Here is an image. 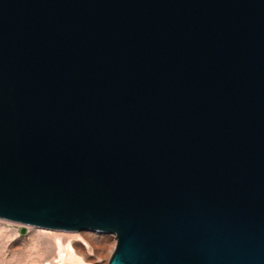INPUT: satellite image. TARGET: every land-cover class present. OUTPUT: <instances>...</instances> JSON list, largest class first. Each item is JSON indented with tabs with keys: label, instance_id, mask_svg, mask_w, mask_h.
Instances as JSON below:
<instances>
[{
	"label": "water",
	"instance_id": "1",
	"mask_svg": "<svg viewBox=\"0 0 264 264\" xmlns=\"http://www.w3.org/2000/svg\"><path fill=\"white\" fill-rule=\"evenodd\" d=\"M0 219L264 264V0H0Z\"/></svg>",
	"mask_w": 264,
	"mask_h": 264
},
{
	"label": "rangeland",
	"instance_id": "2",
	"mask_svg": "<svg viewBox=\"0 0 264 264\" xmlns=\"http://www.w3.org/2000/svg\"><path fill=\"white\" fill-rule=\"evenodd\" d=\"M24 228L26 233L22 234ZM0 229V264H109L117 247V238L113 234L71 232V235L67 234L69 237H63H72L75 249H84L83 263L69 256L61 261L55 251L51 252L52 246L49 245V248L41 236L37 237L41 235V228L0 220Z\"/></svg>",
	"mask_w": 264,
	"mask_h": 264
},
{
	"label": "bare ground",
	"instance_id": "3",
	"mask_svg": "<svg viewBox=\"0 0 264 264\" xmlns=\"http://www.w3.org/2000/svg\"><path fill=\"white\" fill-rule=\"evenodd\" d=\"M39 231L41 232V235H37V237L41 236V239L43 241L45 240L48 243V246L49 245L52 246L53 250H51V252L55 251L58 255V258L61 261H65L66 257L69 256L70 259H74V260H77L79 263H83V260L81 257L86 253L84 251V249L83 248H82V250L81 249H75V246H73V245H75L74 244L75 242L73 243L74 240L72 239L71 236H70L71 239H65L64 238V237L68 236L67 234L71 235L70 234L71 232L53 231V230H47V229H39ZM62 234H65V235H62ZM73 234H74V232H73ZM75 238H77V237H75ZM50 246H49V248H50Z\"/></svg>",
	"mask_w": 264,
	"mask_h": 264
}]
</instances>
